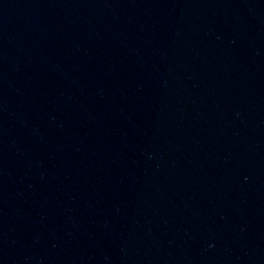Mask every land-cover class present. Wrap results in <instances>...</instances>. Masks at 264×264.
Listing matches in <instances>:
<instances>
[{"label": "water", "instance_id": "1", "mask_svg": "<svg viewBox=\"0 0 264 264\" xmlns=\"http://www.w3.org/2000/svg\"><path fill=\"white\" fill-rule=\"evenodd\" d=\"M0 264H264V0H0Z\"/></svg>", "mask_w": 264, "mask_h": 264}]
</instances>
